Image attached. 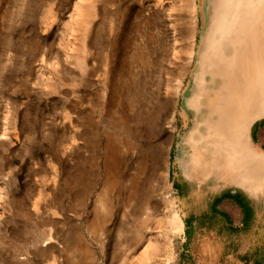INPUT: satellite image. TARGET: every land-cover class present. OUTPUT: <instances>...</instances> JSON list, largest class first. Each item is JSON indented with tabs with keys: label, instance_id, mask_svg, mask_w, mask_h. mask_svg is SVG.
<instances>
[{
	"label": "rangeland",
	"instance_id": "1",
	"mask_svg": "<svg viewBox=\"0 0 264 264\" xmlns=\"http://www.w3.org/2000/svg\"><path fill=\"white\" fill-rule=\"evenodd\" d=\"M196 1L194 31V0H0V264L264 259V162L248 184L224 181L188 144L209 7ZM258 24L236 76L248 104L264 99ZM257 110L243 144L264 156ZM227 190L252 206L238 230L199 216Z\"/></svg>",
	"mask_w": 264,
	"mask_h": 264
},
{
	"label": "bare ground",
	"instance_id": "2",
	"mask_svg": "<svg viewBox=\"0 0 264 264\" xmlns=\"http://www.w3.org/2000/svg\"><path fill=\"white\" fill-rule=\"evenodd\" d=\"M194 1V14L191 16L195 17L193 28L196 31L199 10L197 1ZM206 13V24L201 32L199 50L196 51L198 71L192 76V85L184 100L186 107L195 113V126L189 129L188 144L191 147L199 145L197 154L202 166L207 165L204 168H210L217 177L248 184L251 182L248 173L254 177L260 172L264 156L243 144V130L245 121L256 108L264 110V92L260 94L263 100L259 104H248L251 87L240 91L236 76L244 63L254 58L247 52H250V44L257 36V24L264 18V0H209ZM188 66L184 67L185 73ZM175 93L178 95V90ZM172 221L181 226L182 219L177 211H174Z\"/></svg>",
	"mask_w": 264,
	"mask_h": 264
},
{
	"label": "crops",
	"instance_id": "3",
	"mask_svg": "<svg viewBox=\"0 0 264 264\" xmlns=\"http://www.w3.org/2000/svg\"><path fill=\"white\" fill-rule=\"evenodd\" d=\"M231 192L239 194L240 192L227 190L222 191L213 196V199L208 202L207 207L203 208L199 216L207 220L216 219L219 224L218 227L229 226L232 229L238 230L243 227L246 223L247 218V209L252 210L250 202L247 200L246 196L241 194L243 197L244 208L234 199L224 196L225 193ZM246 206V209H245ZM240 214V215H239ZM234 221L232 222V220ZM227 221L228 222L227 224ZM221 233V232H219Z\"/></svg>",
	"mask_w": 264,
	"mask_h": 264
},
{
	"label": "trees",
	"instance_id": "4",
	"mask_svg": "<svg viewBox=\"0 0 264 264\" xmlns=\"http://www.w3.org/2000/svg\"><path fill=\"white\" fill-rule=\"evenodd\" d=\"M224 196L234 199L237 203H239L244 208L243 197L241 196L240 193L239 194H235V193L227 192V193L224 194ZM245 209H246V206H245ZM250 214L251 213H250L249 209H247L246 222L248 221V217L250 216ZM252 264H264V259L257 258V259L254 260V262Z\"/></svg>",
	"mask_w": 264,
	"mask_h": 264
}]
</instances>
